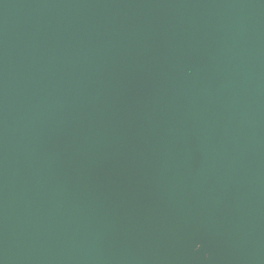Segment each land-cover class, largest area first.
<instances>
[{
	"label": "water",
	"instance_id": "95a60500",
	"mask_svg": "<svg viewBox=\"0 0 264 264\" xmlns=\"http://www.w3.org/2000/svg\"><path fill=\"white\" fill-rule=\"evenodd\" d=\"M0 264H264V0H0Z\"/></svg>",
	"mask_w": 264,
	"mask_h": 264
}]
</instances>
